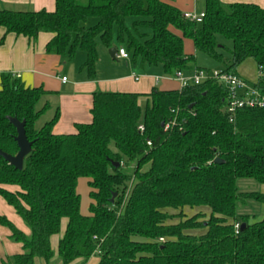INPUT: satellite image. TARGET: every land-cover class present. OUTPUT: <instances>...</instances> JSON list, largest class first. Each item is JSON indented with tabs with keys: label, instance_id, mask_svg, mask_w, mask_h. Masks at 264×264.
<instances>
[{
	"label": "trees",
	"instance_id": "16d2710c",
	"mask_svg": "<svg viewBox=\"0 0 264 264\" xmlns=\"http://www.w3.org/2000/svg\"><path fill=\"white\" fill-rule=\"evenodd\" d=\"M203 12L197 23L184 18L173 0H55L52 12L0 7V28L29 39L53 33L46 52L71 58L83 51L80 68L90 77L96 73L97 40L108 48L123 45L133 61L161 65L171 75L194 67V55L184 48L189 39L233 73L253 59L263 83L264 8L204 0ZM89 18L96 22L87 25ZM47 93L1 74L0 150L18 152L11 117L24 121L31 142L21 169L0 156V195L30 229L26 236L0 215L10 237L22 243V252L4 264L48 262L50 237L60 232L63 218L61 264L94 254L97 264H264V213L237 211L250 200L264 207V192L239 191L236 184L252 178L264 185V108L239 109L231 120L228 90L214 79L149 93L96 91L92 121L77 124L73 133L54 134L58 110L35 125L47 106L36 105ZM80 177L88 179V215L80 212ZM12 185L15 191L6 188ZM185 206H206L209 213L186 216ZM175 217L177 222H169ZM197 229L203 232H191Z\"/></svg>",
	"mask_w": 264,
	"mask_h": 264
},
{
	"label": "crops",
	"instance_id": "0c3cea01",
	"mask_svg": "<svg viewBox=\"0 0 264 264\" xmlns=\"http://www.w3.org/2000/svg\"><path fill=\"white\" fill-rule=\"evenodd\" d=\"M220 1L224 3H254L264 8V0ZM173 4L182 13L192 12L195 9L194 0H173ZM0 7L52 12L55 9V0H0ZM53 35L51 32H40L35 39H29L23 35L5 33V29L0 28V39H3L0 42V85L1 74L11 73L18 76L26 86H40L48 92L40 98L36 105L37 109H41L45 104L47 105L45 111L40 114L36 121L35 125L37 128L49 121L56 110L59 111V114L52 127L54 134L73 133L76 131L77 124L90 123L92 121L93 93L96 91L149 93L156 87L165 90L181 87L180 82L174 78V73L171 75L165 74L161 65H142L138 59L133 61L130 53L128 58H118L116 54L112 57L109 54L108 47L104 45V48H100L98 44L96 73L94 77H90L85 69L80 68L86 58V54L83 51L78 50L71 58L66 55L46 52V44ZM120 46L123 45L113 43L112 47H115L117 51ZM184 48L186 53L193 54L195 57L194 67L183 71L185 76L189 77L197 68L208 70L206 67L196 64L199 51L195 49L191 40L186 39L184 41ZM253 63L256 69L255 73L249 75L250 73L244 70L238 71L242 64L238 66L237 73L249 80H256L258 67L254 60ZM220 69H224V67ZM135 76H137V79H135ZM63 77L66 78L65 81H62ZM40 119L41 124L38 126ZM81 182L82 184L80 185ZM79 185L80 188L82 186L83 194L87 192L89 197L88 179L85 177L78 178L76 186L78 194ZM261 187L264 192V185L262 184ZM6 188L11 191L17 189L13 185L6 186ZM90 202L91 199L89 197V204ZM259 210L260 216L264 213V207L261 206ZM80 212L84 215L90 213L89 206L88 209L83 210L81 208V201ZM0 215L5 216L26 236L30 235V229L24 220L1 195ZM66 224L67 218H63L60 232L50 237L53 257L48 262L41 258H36L34 264H61L58 255V242L65 231ZM10 235V229L0 224V264H4L6 261L12 262L13 256L22 252V243L13 240ZM98 261L99 256L94 254L85 262H82L81 258H77L69 264H97Z\"/></svg>",
	"mask_w": 264,
	"mask_h": 264
},
{
	"label": "built area",
	"instance_id": "2783aa9c",
	"mask_svg": "<svg viewBox=\"0 0 264 264\" xmlns=\"http://www.w3.org/2000/svg\"><path fill=\"white\" fill-rule=\"evenodd\" d=\"M183 17L191 21L200 23L204 17V12H184ZM116 57L128 58L129 53L124 46H120L116 51ZM262 69L258 68L256 80H249L238 73H233L225 69L213 70L212 72L204 69L197 68L189 77L183 74V71L177 70L173 76L177 79L181 86L187 84H200L208 79H214L224 85L228 90L227 101L225 110L230 114L231 120L239 109L244 108H264V82L260 81ZM137 79V76H135ZM66 78L63 77L62 81ZM169 123L165 125L167 129ZM138 130L143 132L144 126L138 125ZM150 145V141L147 142ZM234 227L238 229L239 223H235ZM163 241L162 238L159 239Z\"/></svg>",
	"mask_w": 264,
	"mask_h": 264
},
{
	"label": "rangeland",
	"instance_id": "374dc122",
	"mask_svg": "<svg viewBox=\"0 0 264 264\" xmlns=\"http://www.w3.org/2000/svg\"><path fill=\"white\" fill-rule=\"evenodd\" d=\"M195 2V9L192 10V12L194 13H200L204 11V0H194ZM96 22L95 18H89L87 21V25H92ZM128 23L131 24V18H129ZM221 40L224 42V44L227 47H231V41L230 40H226L224 38H221ZM115 44H117L116 42H114ZM97 44L98 46H100V48H104V45L97 40ZM109 56V55H108ZM111 56V55H110ZM121 61V60H120ZM196 64L198 66H202V67H206L208 69V71L212 72L213 70H218L222 67H225L224 63H217L216 61H214L213 59H211L209 56H207L204 53H197V60H196ZM246 71L249 72L251 75L252 73H255V66L253 63V60L251 59H247L245 60L242 65L239 67L238 71ZM140 104L143 107L144 106V100H140ZM39 124H41V119L38 122V126ZM84 178V177H83ZM83 180V179H82ZM82 184V182L80 183V185ZM237 187L239 191H262V187L261 184L257 183L254 179L252 178H239L237 180ZM78 188V192H79V196H80V201H81V208L84 209H88L89 206V197L87 192H85V194H83L82 191V186L80 188ZM89 187V186H88ZM81 189V190H80ZM86 190V187H85ZM259 209H261V205L258 203H255L253 201H248L245 205L243 204H239L237 207V211L238 213H248L250 215H255V216H259ZM88 211V210H87ZM179 210H175V209H168V212L170 213H177ZM183 213L186 216H191L197 212H203L204 214L208 215L209 213V208L206 206H195V207H189V206H185L182 209ZM178 218L175 217L173 219H171L169 222H177ZM191 232L193 233H201L203 232V229H197V230H192Z\"/></svg>",
	"mask_w": 264,
	"mask_h": 264
},
{
	"label": "water",
	"instance_id": "95a60500",
	"mask_svg": "<svg viewBox=\"0 0 264 264\" xmlns=\"http://www.w3.org/2000/svg\"><path fill=\"white\" fill-rule=\"evenodd\" d=\"M116 52L115 47L109 48V54L114 57ZM10 121L13 123V125L16 128L17 136L16 141L18 144V152L12 156L9 154H6L5 152L0 150V156H2L7 162L12 164L15 168L21 169L23 165V159L24 157L30 152L31 150V142L28 141L25 130H24V121H19L15 117H11ZM215 162H220L218 158L214 160ZM114 166H119L118 162L113 163Z\"/></svg>",
	"mask_w": 264,
	"mask_h": 264
}]
</instances>
